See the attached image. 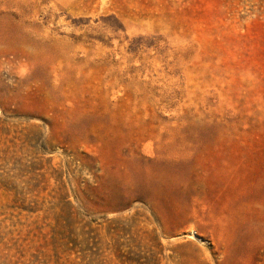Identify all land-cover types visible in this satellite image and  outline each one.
Masks as SVG:
<instances>
[{
    "label": "rangeland",
    "instance_id": "374dc122",
    "mask_svg": "<svg viewBox=\"0 0 264 264\" xmlns=\"http://www.w3.org/2000/svg\"><path fill=\"white\" fill-rule=\"evenodd\" d=\"M0 264H264V0H0Z\"/></svg>",
    "mask_w": 264,
    "mask_h": 264
},
{
    "label": "bare ground",
    "instance_id": "6f19581e",
    "mask_svg": "<svg viewBox=\"0 0 264 264\" xmlns=\"http://www.w3.org/2000/svg\"><path fill=\"white\" fill-rule=\"evenodd\" d=\"M190 233H191V231H190ZM192 234V233H191Z\"/></svg>",
    "mask_w": 264,
    "mask_h": 264
}]
</instances>
